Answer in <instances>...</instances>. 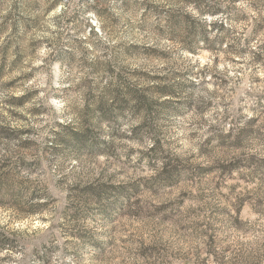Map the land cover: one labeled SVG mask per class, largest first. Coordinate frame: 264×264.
Listing matches in <instances>:
<instances>
[{
  "label": "rangeland",
  "instance_id": "rangeland-1",
  "mask_svg": "<svg viewBox=\"0 0 264 264\" xmlns=\"http://www.w3.org/2000/svg\"><path fill=\"white\" fill-rule=\"evenodd\" d=\"M0 264H264V0H0Z\"/></svg>",
  "mask_w": 264,
  "mask_h": 264
},
{
  "label": "trees",
  "instance_id": "trees-1",
  "mask_svg": "<svg viewBox=\"0 0 264 264\" xmlns=\"http://www.w3.org/2000/svg\"><path fill=\"white\" fill-rule=\"evenodd\" d=\"M260 48H261V47H260ZM157 89H158L161 93H166V92L169 93V91H167L166 87H160V86H158ZM157 89H156V90H157ZM147 104H148V105H151V103H149V102H148Z\"/></svg>",
  "mask_w": 264,
  "mask_h": 264
}]
</instances>
